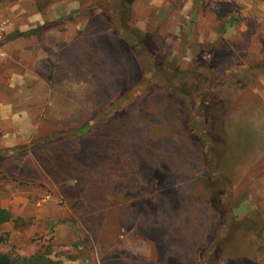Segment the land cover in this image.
Returning <instances> with one entry per match:
<instances>
[{
	"label": "rangeland",
	"instance_id": "374dc122",
	"mask_svg": "<svg viewBox=\"0 0 264 264\" xmlns=\"http://www.w3.org/2000/svg\"><path fill=\"white\" fill-rule=\"evenodd\" d=\"M3 112L0 254L264 264L263 1L0 0Z\"/></svg>",
	"mask_w": 264,
	"mask_h": 264
},
{
	"label": "trees",
	"instance_id": "16d2710c",
	"mask_svg": "<svg viewBox=\"0 0 264 264\" xmlns=\"http://www.w3.org/2000/svg\"><path fill=\"white\" fill-rule=\"evenodd\" d=\"M263 1L264 0H260ZM89 128L85 127V129L82 132L77 133L78 136L86 138V135L88 134ZM69 148V147H68ZM70 149V148H69ZM67 151L66 149H64ZM54 156L56 159H53L54 162V169L56 166L59 168L61 165L65 163V158H62L63 152L54 151ZM71 166L74 169L72 171H78L77 169L79 166H75L71 160ZM2 162V160H1ZM47 165V164H46ZM46 165L43 164V168H46ZM74 165V166H73ZM68 166V165H67ZM62 168V167H61ZM65 171V170H64ZM56 176L59 175V177L62 176V171H58L57 169L52 171ZM81 178V179H80ZM80 178L76 177V181L83 182V176ZM89 184V183H88ZM91 188L94 187V183L90 184ZM80 188V186H78ZM77 189V186H76ZM82 194L83 190L81 191ZM90 193V192H88ZM85 198H87V195H85ZM11 215L6 210L0 209V224L8 222L11 220ZM95 220L102 221L103 219V213L100 212L98 215L93 217ZM238 220L236 218L232 219V223L230 225V228L224 232L223 236L220 237L218 242L215 245L214 248V256L213 259L218 258L219 256L224 255H248L251 253V241L249 240V235L251 231V217L247 216L245 219ZM244 221V222H243ZM249 249L248 251H246ZM218 256V257H217ZM0 264H57L50 258V253H42L38 252L37 254L31 256V257H21L19 255H12L10 253L6 254H0Z\"/></svg>",
	"mask_w": 264,
	"mask_h": 264
},
{
	"label": "crops",
	"instance_id": "0c3cea01",
	"mask_svg": "<svg viewBox=\"0 0 264 264\" xmlns=\"http://www.w3.org/2000/svg\"><path fill=\"white\" fill-rule=\"evenodd\" d=\"M5 113H6V112L0 113V116H1L3 119L5 118V116H7ZM2 118H1V119H2Z\"/></svg>",
	"mask_w": 264,
	"mask_h": 264
}]
</instances>
